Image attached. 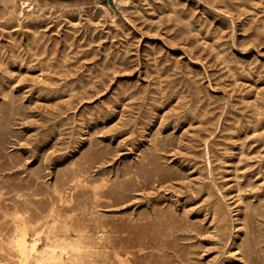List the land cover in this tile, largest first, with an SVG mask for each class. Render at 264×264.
I'll use <instances>...</instances> for the list:
<instances>
[{
    "label": "rangeland",
    "instance_id": "1",
    "mask_svg": "<svg viewBox=\"0 0 264 264\" xmlns=\"http://www.w3.org/2000/svg\"><path fill=\"white\" fill-rule=\"evenodd\" d=\"M27 1L0 0V264H264V0Z\"/></svg>",
    "mask_w": 264,
    "mask_h": 264
},
{
    "label": "bare ground",
    "instance_id": "2",
    "mask_svg": "<svg viewBox=\"0 0 264 264\" xmlns=\"http://www.w3.org/2000/svg\"><path fill=\"white\" fill-rule=\"evenodd\" d=\"M118 0H114V2L116 3ZM174 1V0H173ZM27 2H33V0H28ZM21 4V3H20ZM23 5H27V3L26 2H24L23 3ZM22 6V5H21ZM98 8V7H97ZM103 8V7H102ZM111 8V7H110ZM23 9V8H22ZM32 9V8H31ZM54 9V8H53ZM98 10V9H97ZM103 10V9H102ZM35 11H37V10H35ZM22 12V11H21ZM42 12H44V11H42ZM100 12V11H99ZM175 12V11H174ZM170 13V12H169ZM33 15V14H32ZM46 15V14H45ZM57 15V14H56ZM120 15V14H119ZM41 16V15H40ZM46 17V16H45ZM121 17V16H120ZM38 18V17H37ZM47 18V17H46ZM20 19V18H19ZM21 21V20H20ZM20 21H18V22H20ZM23 22V21H22ZM113 23V22H112ZM184 23V22H183ZM184 25V24H183ZM191 26V25H190ZM35 28V27H34ZM193 83V82H192ZM192 83H191V85H192ZM195 91V90H194ZM189 93V92H188ZM197 93V92H196ZM198 94V93H197ZM200 94V93H199ZM201 95V94H200ZM257 98V97H256ZM199 99V98H198ZM193 101V100H192ZM199 101V100H198ZM197 101V102H198ZM7 103V102H6ZM192 103V102H191ZM200 104V103H199ZM250 104V103H249ZM197 105H198V103H197ZM12 106V105H11ZM13 109V108H12ZM190 110V109H189ZM189 112V111H188ZM258 112H259V110H258ZM190 113V112H189ZM255 114V113H254ZM208 115V114H207ZM12 117V116H11ZM203 117V116H202ZM1 118V117H0ZM10 118V117H9ZM195 118H196V116H195ZM248 121V120H247ZM260 121V120H259ZM10 122V121H9ZM205 122V121H204ZM248 123H250V122H248ZM252 123V122H251ZM250 123V124H251ZM7 125V124H6ZM249 125V124H248ZM253 125V124H252ZM8 126V125H7ZM258 126V125H257ZM6 130V129H5ZM206 130V129H205ZM254 131V130H253ZM7 132V131H6ZM242 132V131H241ZM245 132V131H244ZM202 133V132H201ZM6 134V133H5ZM161 134V133H160ZM7 135V134H6ZM162 135V134H161ZM264 137V136H263ZM231 138V137H230ZM258 139V138H257ZM6 140H7V138H6ZM201 143V142H200ZM245 143V142H244ZM2 144H4V143H2ZM206 145V144H205ZM92 146V145H91ZM93 147V146H92ZM10 148V147H9ZM91 149V148H90ZM216 149V148H215ZM88 150V149H87ZM96 150V149H95ZM94 150V151H95ZM7 151H8V149H7ZM208 151V150H207ZM4 152V151H3ZM150 152V151H149ZM154 152V151H153ZM208 153V152H207ZM87 154V153H86ZM92 154V153H91ZM98 154V153H97ZM97 154H94V155H97ZM157 154H158V152H157ZM6 155H7V153H6ZM93 155V156H94ZM92 156V155H91ZM157 156V155H156ZM2 157H6V156H2ZM1 157V158H2ZM152 158V157H151ZM158 158V157H157ZM220 158V157H219ZM262 158H263V156H262ZM216 159V158H215ZM137 160V159H136ZM150 160V159H149ZM208 160V159H207ZM218 160V159H217ZM144 161V160H143ZM160 161V160H159ZM158 161V162H159ZM9 162V161H8ZM211 162V161H210ZM218 162V161H217ZM16 163V162H15ZM140 163V162H139ZM142 163V162H141ZM144 163V162H143ZM149 163V162H148ZM164 163V162H163ZM162 163V164H163ZM166 164V163H165ZM2 165V164H1ZM10 165V164H9ZM15 165V164H14ZM84 165V164H83ZM212 165V164H211ZM262 165H264V164H262ZM93 166V165H92ZM144 166H145V164H144ZM172 166V165H171ZM2 167V166H1ZM11 167H12V165H11ZM73 167V166H72ZM195 167V166H194ZM98 168V167H97ZM14 169V168H13ZM72 169V168H71ZM94 169V168H93ZM143 169V168H142ZM154 169V168H153ZM160 169H162V168H160ZM84 171V170H83ZM154 171H156V170H154ZM211 171V170H210ZM210 171H209V173H210ZM1 172V171H0ZM151 172V171H150ZM159 172V171H158ZM200 172V171H199ZM73 173V172H72ZM171 173H173V172H171ZM214 173V172H213ZM82 174V173H81ZM88 174V173H87ZM148 174V173H147ZM152 174H154L153 172H152ZM170 174V173H169ZM204 174H206V173H204ZM216 174V173H215ZM16 175V174H15ZM103 175V174H102ZM137 175V174H136ZM168 175V174H167ZM173 175V174H172ZM172 175H171V177H172ZM181 175V174H180ZM183 175V174H182ZM12 176V175H11ZM65 176V175H64ZM160 176V175H159ZM175 176V175H174ZM178 176V175H177ZM210 176V175H209ZM216 176V175H215ZM214 176V177H215ZM1 177V176H0ZM69 177V176H68ZM76 177V176H75ZM152 176H150V178H151ZM237 177V176H236ZM10 178V177H9ZM167 178V177H166ZM218 178V177H217ZM75 179V178H74ZM92 179H94V178H92ZM147 179V178H146ZM163 179V178H162ZM182 179V178H181ZM187 179V178H186ZM152 180V179H151ZM1 181H2V179H1ZM5 181V180H4ZM3 181V182H4ZM8 181V180H7ZM29 181V180H28ZM102 181V180H101ZM159 181V180H158ZM164 181V180H163ZM172 181V180H171ZM175 181V180H174ZM173 181V182H174ZM212 181V180H211ZM16 182V181H15ZM14 182V183H15ZM31 182V181H30ZM71 182H72V180H71ZM91 182H93V181H91ZM159 182H162V181H159ZM170 182V181H169ZM18 183V182H17ZM21 183V182H20ZM135 183V185H136V182H134ZM2 184V183H1ZM163 184V183H162ZM173 184V183H172ZM219 184V183H218ZM10 185V184H9ZM77 185H79V184H77ZM131 185V184H130ZM220 185V184H219ZM29 186V185H28ZM45 186V185H44ZM212 186V185H211ZM9 187V186H8ZM47 187V186H46ZM221 187V186H220ZM55 188V187H54ZM136 188V187H135ZM150 188V187H149ZM212 188V187H211ZM213 188H215V187H213ZM7 189V188H6ZM12 189V188H11ZM28 189H27V187H26V191H27ZM47 190H49V188L47 189ZM136 190V189H135ZM30 191V190H29ZM214 191V190H213ZM39 192H40V190H39ZM83 192H85V191H83ZM204 192V191H203ZM15 193H17L16 191H15ZM20 193V192H19ZM54 193V192H53ZM135 193V192H134ZM193 193V192H192ZM199 193V192H198ZM263 193V192H262ZM11 194V193H10ZM34 194V193H33ZM50 194V193H49ZM88 194V193H87ZM215 194V193H214ZM225 194V193H224ZM32 195V194H31ZM89 195V194H88ZM216 195V194H215ZM241 195V194H240ZM253 195V194H252ZM17 196V195H16ZM78 196V195H77ZM202 196H203V194H202ZM221 196V195H220ZM32 197H34V196H32ZM85 197V196H84ZM93 197V196H92ZM193 197V196H192ZM217 198V197H216ZM62 199V198H61ZM88 199H90V198H88ZM195 199V198H194ZM227 199V198H226ZM63 200V199H62ZM221 200V199H220ZM56 201H58V200H56ZM92 201V200H91ZM149 201V200H148ZM23 202H25V201H23ZM75 202V201H74ZM80 202V201H79ZM152 202V201H151ZM211 202H213V201H211ZM220 202V201H219ZM254 202V201H253ZM2 203V202H1ZM85 203V202H84ZM218 204V203H217ZM220 204H222L221 202H220ZM255 204V203H254ZM55 205V204H54ZM213 205V204H212ZM21 206V205H20ZM61 206V205H60ZM112 206V205H111ZM251 206V205H250ZM49 207V206H48ZM221 207V206H220ZM223 207V206H222ZM21 208V207H20ZM204 208V207H203ZM206 208V207H205ZM226 208V207H225ZM257 208V207H256ZM261 208V207H260ZM260 208H258V209H260ZM31 209V208H30ZM49 209V208H48ZM51 209V208H50ZM93 209V208H92ZM97 209V208H96ZM214 209H216V208H214ZM254 209V208H253ZM32 210V209H31ZM84 210V209H83ZM201 210V209H200ZM53 211V210H52ZM51 211V212H52ZM82 211V210H81ZM98 211V210H97ZM161 211V210H160ZM203 211V210H202ZM257 211V210H256ZM26 212V211H25ZM99 212V211H98ZM162 212V211H161ZM170 212V211H169ZM187 212V211H186ZM213 212V211H212ZM240 212V211H239ZM249 212H251V211H249ZM8 213V212H7ZM33 213H34V211H33ZM52 213H54V211L52 212ZM65 213V212H64ZM83 213H86V212H83ZM216 213V212H215ZM40 214V213H39ZM156 215V214H155ZM166 215V214H165ZM216 215V214H215ZM221 214H219V216H220ZM224 215H226V214H224ZM260 215V214H259ZM91 216V215H90ZM93 216V215H92ZM157 216V215H156ZM223 216V215H222ZM29 217V216H28ZM116 217V216H115ZM8 218V217H7ZM219 218V217H218ZM26 219V218H25ZM125 219V218H124ZM152 219V218H151ZM224 218H222V220H223ZM245 219V218H244ZM10 220V219H9ZM181 220V219H180ZM190 220V219H189ZM215 220V219H214ZM213 220V221H214ZM249 220V219H248ZM251 220V219H250ZM32 221V220H31ZM78 221V220H77ZM167 221V220H166ZM226 221H227V219H226ZM231 221H232V219H231ZM256 221V220H255ZM187 222V221H186ZM258 222V221H257ZM30 223V222H29ZM29 223H28V226H30L29 225ZM215 223V222H214ZM254 223V222H253ZM26 224V223H25ZM220 224H222V222L220 223ZM260 224V223H259ZM24 225V224H23ZM187 225V224H186ZM244 225V224H243ZM254 225V224H253ZM15 226V225H14ZM92 226V225H91ZM204 226V225H203ZM194 227V226H193ZM227 227V226H226ZM231 227V226H230ZM261 227V226H260ZM3 228V227H2ZM249 228V227H248ZM258 228V227H257ZM15 229V228H14ZM18 229V228H17ZM175 229V228H174ZM224 229V228H223ZM222 229V230H223ZM21 230V229H20ZM49 230V229H48ZM100 230V229H99ZM219 230V229H218ZM263 230V229H262ZM261 230V231H262ZM238 231V230H237ZM254 231V230H253ZM256 231V230H255ZM234 232V231H233ZM3 233V232H2ZM100 233V232H99ZM221 233H222V231H221ZM251 233V232H250ZM249 233V234H250ZM11 234V233H10ZM14 234V233H13ZM21 234V233H20ZM42 234V233H41ZM217 234V233H216ZM230 234V233H229ZM257 234V233H256ZM260 234H261V232H260ZM19 235V234H18ZM245 235H246V233H245ZM264 235V234H263ZM79 236V235H78ZM88 236H90V235H88ZM230 236V235H229ZM249 236V235H248ZM18 237V236H17ZM30 238V234L27 232V233H24L23 234V236H22V240L21 241H19V243L21 242V246H23V254H26V244L28 243V240H27V238ZM86 237V236H85ZM169 237V236H168ZM171 237V236H170ZM227 237V236H226ZM14 238H15V236H14ZM223 238H225V237H223ZM248 238V237H247ZM254 238H255V236H254ZM254 238H251V239H253L254 240ZM7 239V238H6ZM17 239H19V238H17ZM250 239V238H249ZM250 239V240H251ZM3 240H5V239H3ZM83 240V239H82ZM247 240V239H246ZM12 241V240H11ZM77 241V240H76ZM79 241H80V239H79ZM79 241H78V243H79ZM219 241V240H218ZM1 242V241H0ZM18 242V241H17ZM40 242V239H37V238H35V240H33V244H34V248H33V250H34V252L35 253H37V250H35V246L37 245V243H39ZM100 242V241H99ZM232 242V241H231ZM252 242V241H251ZM16 243V242H15ZM14 243V244H15ZM18 243V244H19ZM32 243V242H31ZM98 243V242H97ZM250 243V242H249ZM255 243V242H254ZM262 243H264V242H262ZM2 244V243H1ZM6 244V243H5ZM40 244V243H39ZM48 244V243H47ZM251 244H253V242L251 243ZM78 245V244H77ZM96 245V244H95ZM247 245V244H246ZM249 245V244H248ZM2 246V245H1ZM0 246V247H1ZM5 246V245H4ZM17 246V245H16ZM53 246V245H52ZM56 246V245H55ZM83 246V245H82ZM223 246H224V244H223ZM229 246V245H228ZM251 246V245H250ZM19 248H20V246H18ZM43 247H45V246H43ZM80 247V246H79ZM176 247V246H175ZM243 247V246H242ZM253 247V246H252ZM16 248V247H15ZM22 248V247H21ZM70 248V247H69ZM98 248H100V247H98ZM246 248V247H245ZM250 248V247H249ZM258 248V247H257ZM14 249V248H13ZM44 249V248H43ZM42 249V250H43ZM84 249H85V246H84ZM89 249V248H88ZM239 249V248H238ZM259 249V248H258ZM263 249V248H262ZM15 250V249H14ZM92 250V249H91ZM261 250V249H260ZM16 251H18V250H16ZM50 252V251H49ZM52 252V251H51ZM54 252V251H53ZM68 252V251H67ZM66 252V253H67ZM80 252V251H79ZM109 252V251H108ZM12 253V252H11ZM28 253H31V252H29V249H28ZM27 253V254H28ZM69 253V252H68ZM81 253H82V251H81ZM85 253H86V251H85ZM85 253L84 254H82V255H85ZM105 253V252H104ZM223 253V252H222ZM221 253V254H222ZM1 254V253H0ZM4 254V253H3ZM51 254V253H50ZM73 254V253H72ZM76 254V253H75ZM254 254H256V253H254ZM253 254V255H254ZM5 255V254H4ZM64 255V254H63ZM90 255V254H89ZM95 255V254H94ZM103 255V254H102ZM13 256V255H12ZM57 256V255H56ZM65 256V255H64ZM68 256V255H67ZM71 256V255H70ZM74 256V255H73ZM177 256V255H176ZM186 256V255H185ZM251 256V255H250ZM15 257V256H14ZM17 257V256H16ZM19 257V256H18ZM25 257V256H24ZM50 257H52L51 255H50ZM63 257V256H62ZM242 257V256H241ZM103 258V257H102ZM187 258V257H186ZM245 258V257H244ZM252 258H254V257H252ZM259 258V257H258ZM21 259V258H20ZM26 259V258H25ZM24 259V260H25ZM30 259H31V257H30ZM38 259V258H37ZM52 259V258H51ZM71 259V258H70ZM86 259V258H85ZM184 259V258H183ZM250 259V258H249ZM28 260V259H27ZM35 260V259H34ZM83 260V259H82ZM87 260H89V259H87ZM253 260V259H252ZM255 260H257V259H255ZM262 260V259H261ZM21 261V260H20ZM31 261V260H30ZM47 261V260H46ZM79 261H81V260H79ZM93 261V260H92ZM258 261V260H257ZM38 262V261H37ZM85 262H86V260H85ZM89 262V261H88ZM104 262V261H103ZM252 262V261H251ZM253 262H255V261H253ZM19 263H21V262H19ZM44 263V262H43ZM48 263V262H47ZM47 263H45V264H47ZM70 263V262H69ZM68 262H67V264H69ZM75 263H77V262H75ZM80 263V262H79ZM83 263V262H82ZM109 263H110V261H109ZM122 263V262H121ZM125 263V262H124ZM182 263V262H181ZM189 263V262H188ZM256 263V262H255ZM260 263V262H259ZM9 264V263H8ZM50 264V263H49ZM53 264V263H52ZM59 264V263H58ZM86 264V263H85ZM223 264V263H222Z\"/></svg>",
    "mask_w": 264,
    "mask_h": 264
},
{
    "label": "water",
    "instance_id": "3",
    "mask_svg": "<svg viewBox=\"0 0 264 264\" xmlns=\"http://www.w3.org/2000/svg\"><path fill=\"white\" fill-rule=\"evenodd\" d=\"M59 1H74V0H59Z\"/></svg>",
    "mask_w": 264,
    "mask_h": 264
}]
</instances>
